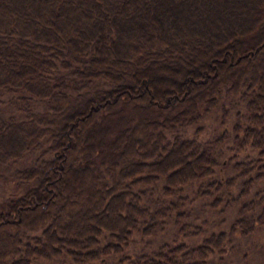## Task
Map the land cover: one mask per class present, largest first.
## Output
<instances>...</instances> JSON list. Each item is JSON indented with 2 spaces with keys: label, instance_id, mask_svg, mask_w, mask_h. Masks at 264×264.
Segmentation results:
<instances>
[{
  "label": "trees",
  "instance_id": "obj_1",
  "mask_svg": "<svg viewBox=\"0 0 264 264\" xmlns=\"http://www.w3.org/2000/svg\"><path fill=\"white\" fill-rule=\"evenodd\" d=\"M15 162L0 264H233L264 226V0H0Z\"/></svg>",
  "mask_w": 264,
  "mask_h": 264
},
{
  "label": "rangeland",
  "instance_id": "obj_2",
  "mask_svg": "<svg viewBox=\"0 0 264 264\" xmlns=\"http://www.w3.org/2000/svg\"><path fill=\"white\" fill-rule=\"evenodd\" d=\"M232 113L233 111H230V117L228 118V122L225 125V127L227 128L226 131L229 132L228 127L232 117ZM219 113L216 114H210L208 115V117H205L203 121V125H202V129H201V133H202V137L204 139H208L209 136L211 135H218V133H220V131L223 129V126L220 125V120H219ZM193 128L192 127H188L186 129V133L189 134H193ZM25 165V163L20 162L18 163H10L9 166H7L6 168L3 167L2 169H0V198L2 196L6 195H11V193H14L17 189V186L15 184L14 178L13 176L16 175V173L14 172V170L16 171V169H20L21 167H23ZM235 211H233L232 215H234ZM210 219H217L218 216H215V214L210 215L209 216ZM251 242V244H250ZM235 247L236 248H240V250H244L246 249V253L244 254H240L238 250L236 252V255L234 256V261L232 262L233 264H244V261H246L247 259V263L248 260H252V261H261L263 258L262 256L264 255L263 249H264V226L258 228L256 230L255 233H253L248 239L246 240H241L239 239V242L235 243ZM262 263V261L260 262Z\"/></svg>",
  "mask_w": 264,
  "mask_h": 264
}]
</instances>
